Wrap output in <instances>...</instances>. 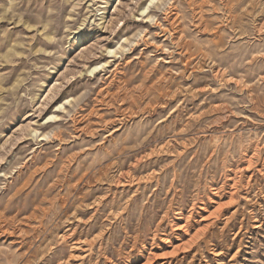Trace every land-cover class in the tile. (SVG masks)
<instances>
[{
	"label": "rangeland",
	"instance_id": "rangeland-1",
	"mask_svg": "<svg viewBox=\"0 0 264 264\" xmlns=\"http://www.w3.org/2000/svg\"><path fill=\"white\" fill-rule=\"evenodd\" d=\"M0 264H264V0H0Z\"/></svg>",
	"mask_w": 264,
	"mask_h": 264
}]
</instances>
